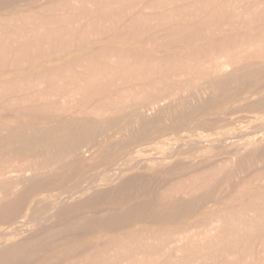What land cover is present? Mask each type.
Wrapping results in <instances>:
<instances>
[{
    "label": "bare ground",
    "instance_id": "6f19581e",
    "mask_svg": "<svg viewBox=\"0 0 264 264\" xmlns=\"http://www.w3.org/2000/svg\"><path fill=\"white\" fill-rule=\"evenodd\" d=\"M21 1L26 0H0V264H30L31 256L50 243L58 248L49 264H150L162 247L181 251L184 237L161 241L135 231L58 258L65 247L61 236L124 225L122 215L100 222L93 211L68 214L99 192L96 176L77 184L73 167H89L95 154L109 150L116 139L108 140L115 133L151 123L179 100L221 90L242 72L264 66V43L246 40L241 33L212 37L219 45L208 44L206 56L193 55L187 45L193 29L204 35L219 25L229 29L259 22L264 19V0H35L9 8ZM136 4L147 10L130 16L126 10ZM258 29L264 31V24ZM127 35L181 53L156 64L106 45L108 37L120 40ZM86 46L84 54L72 57ZM69 55L66 61L46 65ZM248 130L241 133L263 132L264 124ZM170 157L137 158L122 167L115 161L103 167L113 168L109 181H103L121 186L132 179L133 168L170 164ZM49 185L53 207L36 208L42 199L37 194ZM187 186L181 188L183 198L191 193ZM22 209L33 211L32 218L19 220ZM201 258L204 249L198 248L187 263Z\"/></svg>",
    "mask_w": 264,
    "mask_h": 264
},
{
    "label": "rangeland",
    "instance_id": "374dc122",
    "mask_svg": "<svg viewBox=\"0 0 264 264\" xmlns=\"http://www.w3.org/2000/svg\"><path fill=\"white\" fill-rule=\"evenodd\" d=\"M36 1L12 2L9 8L16 10ZM146 10L136 4L126 12L133 16ZM261 24H264V19L229 29L219 25L216 31L204 35L202 31L193 29V39L187 45L193 50V55L206 56L208 44L219 45L212 37L229 31L241 33L246 40L259 39L264 43V31L258 29ZM130 36L120 40L108 37L106 45L156 64L172 53H181L174 47H156L145 37ZM88 46L73 52L72 57H80ZM71 55L51 59L46 65L61 63ZM263 114L264 66L242 72L237 80L221 90L207 94L195 92L187 100H179L172 108L161 111L151 123L136 124V128L130 127L123 134L115 133L111 137L113 140H108L116 139L112 147L102 154H95L89 167L83 168L81 164L73 167L77 172V184L96 176L95 189L99 192L91 201L84 200L68 214L81 215L93 211L96 221L100 222L111 215H122L124 225L112 231L101 227L88 235L80 229L72 238L63 235L59 239L65 247L56 256L68 257L102 239L124 237L141 231L142 237L149 234L161 241L184 237L182 244L186 245L185 248L175 253L173 248L162 247L150 264H264V131L241 133L263 125ZM163 154L171 156L170 164L133 168L129 174L132 179L121 186L103 181H109L113 173L112 167L103 169L107 164L117 161L120 163L118 167H122L132 164L137 158ZM71 183L69 181L65 187H70ZM189 184L191 193L183 198L181 191ZM51 187L53 185L42 190L43 194H37L42 199L36 208L53 207L54 191ZM80 196L86 197L85 194ZM32 215L33 211L22 209L19 220L25 222ZM57 248L53 243L46 245L36 252L38 255L31 256L30 264H49ZM198 248L204 249V259L187 263V258Z\"/></svg>",
    "mask_w": 264,
    "mask_h": 264
}]
</instances>
